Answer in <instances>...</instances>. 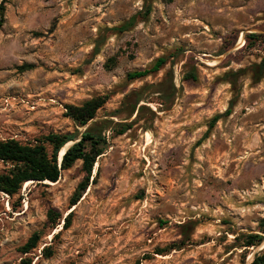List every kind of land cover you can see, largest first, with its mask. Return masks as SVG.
Wrapping results in <instances>:
<instances>
[{"label":"rangeland","instance_id":"374dc122","mask_svg":"<svg viewBox=\"0 0 264 264\" xmlns=\"http://www.w3.org/2000/svg\"><path fill=\"white\" fill-rule=\"evenodd\" d=\"M263 37L264 0H7L0 140L72 132L64 106L96 95L107 101L93 121L109 128L76 204L80 161L0 191V264H250L244 235L264 217Z\"/></svg>","mask_w":264,"mask_h":264},{"label":"trees","instance_id":"16d2710c","mask_svg":"<svg viewBox=\"0 0 264 264\" xmlns=\"http://www.w3.org/2000/svg\"><path fill=\"white\" fill-rule=\"evenodd\" d=\"M6 1L7 0H0V27L4 22ZM167 1L170 2L172 0ZM148 11L149 8L145 10L143 15L147 14ZM134 22L135 17L132 16L113 29L124 31L133 25ZM260 35V33H250L249 37L258 39ZM165 60L164 57H159L149 68L128 72L127 78L130 80L137 79L157 71L165 63ZM253 68L255 73L253 79L257 81L264 70V60L255 64ZM230 74H233V72L227 73L228 76ZM106 101V95H96L80 104H66L64 106V115L73 123L74 130L72 132H49L44 136L25 142H21L14 138L0 140V160L7 165L6 170L0 172V191L9 196H13L20 191L25 181L46 183L47 180L55 182L62 170L68 169L75 162L80 161L81 168L86 173V176L77 184L71 196L70 205L76 204L89 183V178L97 157L104 152L107 146L105 131L109 128V123L93 121L97 111ZM226 112H228V110ZM219 117V114L213 116L209 127H211ZM127 125L128 124L122 125L117 123L114 125L113 131L117 134H122ZM205 135L206 132L204 136ZM66 145L68 146L61 155L60 151ZM71 213L72 210L63 218L62 228L68 227ZM52 214L55 215L53 218ZM56 216L57 213H53V211L49 212L50 220L55 219ZM263 227L264 217L260 221L259 232L244 235L243 246H258L264 237ZM39 237L38 232L32 233L19 248L20 252L24 254L33 249L37 245ZM43 251H47V248ZM30 263L31 259L24 257L17 264ZM250 264H264V247L253 254Z\"/></svg>","mask_w":264,"mask_h":264},{"label":"water","instance_id":"95a60500","mask_svg":"<svg viewBox=\"0 0 264 264\" xmlns=\"http://www.w3.org/2000/svg\"><path fill=\"white\" fill-rule=\"evenodd\" d=\"M257 247H258V250H261L264 247V237H263V239L261 240V242L259 243V245Z\"/></svg>","mask_w":264,"mask_h":264},{"label":"bare ground","instance_id":"6f19581e","mask_svg":"<svg viewBox=\"0 0 264 264\" xmlns=\"http://www.w3.org/2000/svg\"><path fill=\"white\" fill-rule=\"evenodd\" d=\"M69 145V144H68ZM68 145H66L64 148H62L61 149V151H60V154L62 155V153H63V151L65 150V148L68 146ZM59 159H60V157H59ZM47 181V180H46ZM31 181H25L24 183H26V184H28V183H30ZM47 182H49V183H53V182H50V181H47Z\"/></svg>","mask_w":264,"mask_h":264}]
</instances>
